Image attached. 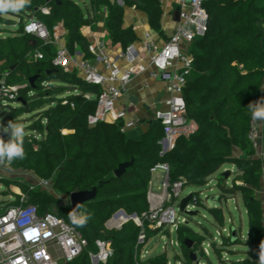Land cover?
<instances>
[{"label":"trees","instance_id":"16d2710c","mask_svg":"<svg viewBox=\"0 0 264 264\" xmlns=\"http://www.w3.org/2000/svg\"><path fill=\"white\" fill-rule=\"evenodd\" d=\"M83 0H31L19 13L9 12L0 16V78L19 86L18 100L0 106V124L9 121L22 123L29 114L32 122L27 129L38 136L26 134L25 158L15 160L10 166L33 172L48 181L54 190L50 193L42 187L30 188V184L16 178H2L0 183L19 187L28 193L29 200L40 206L41 212L53 211L79 231L88 240L86 249L77 258L62 264H92L89 252L98 250L95 240L110 239L112 253L106 262L98 264H168L166 251L152 255L144 262L138 253L142 227L133 220L119 229H109L106 222L119 209L127 214L140 216L148 211L147 193L152 179V168L166 162L170 179H185V186H208L216 173L220 193L217 200L239 195L248 217V234L243 241L241 228L232 237L222 235L223 240H211L210 245L221 263L258 264L259 245L264 241L263 207L256 195L264 175L263 160L256 155V148L248 138L251 113L250 103L256 102L264 81V0H208L204 7L208 13V30L203 37L188 45L192 57V70L184 87L186 117L195 120L197 129L189 136H179L173 149L163 152L160 140L164 136L163 124L153 118L138 139L126 136L123 120L108 119L91 124L88 117L95 113L101 85L87 83L77 71H66L52 63L55 47L44 43L23 31L26 17L36 16L52 30L58 22L66 29V44L74 52L75 43L87 44L81 27L96 19L103 7L106 9L105 27L111 40L126 50L136 39L132 26H123L124 5L143 10L148 24L162 33L161 0H90L91 11ZM50 7L49 14L39 8ZM17 16L19 19L11 16ZM18 23V27H12ZM39 50L42 59L30 58ZM36 76L34 86L29 79ZM17 101V103H16ZM264 122V121H263ZM264 134V130H263ZM5 141L10 133L0 130ZM9 137V138H8ZM133 160L121 176L114 170L121 162ZM225 164H233L239 171L231 182L224 171ZM99 185L94 198L81 203L80 213L90 214L84 226H78L69 217L74 209L62 205L59 195L89 189ZM197 191L191 194L197 195ZM15 196L17 194L13 193ZM18 200H6L0 212ZM215 223L225 227L221 207H208ZM236 227V226H235ZM203 233L196 231L189 222H181L177 228L178 241L184 262L191 264V251H200L206 236L211 232L202 226ZM147 239L156 231L144 224ZM185 240L192 241L188 248ZM245 244L250 249L242 260L223 258L226 253L238 254L234 244ZM198 255V254H197ZM208 264H213L204 255Z\"/></svg>","mask_w":264,"mask_h":264},{"label":"built area","instance_id":"2783aa9c","mask_svg":"<svg viewBox=\"0 0 264 264\" xmlns=\"http://www.w3.org/2000/svg\"><path fill=\"white\" fill-rule=\"evenodd\" d=\"M206 1L208 0H192L187 3L185 0H177L179 20L169 38L160 44L153 34L146 32L140 49L145 54L147 62H135L126 68H122L108 54L103 39H96L86 45L87 51L94 56L97 64L87 57L71 52L68 46L61 42V38L66 34L62 22H58L50 30L36 16H30L24 19L23 31L44 43L56 45L52 58L55 67L66 71H77L87 83L102 86V90L97 96L95 113L88 117L91 124L108 119L112 122L124 120V130L135 126L137 121L127 120L126 112L118 110L116 104L131 79L146 71L147 66L151 65L153 69L150 71V77L158 78L161 74L168 80L166 108H159L154 112V118L163 124L164 136L160 140V144L165 152L174 148L179 136H189L197 129L196 121L188 120L186 117V101L183 92L192 70V57L188 51H185V48L196 38L203 37L208 30V13L204 7ZM39 10L43 14L50 13V7L47 5L41 6ZM30 25L35 26L29 30ZM132 51H134L132 46H129L124 55L129 58ZM29 56L34 59L44 57L39 50L31 52ZM18 96L19 86L8 84L4 77L0 78V106L18 100ZM262 98H264V81L257 101ZM263 129L264 122L253 120L251 117L248 138L256 149L260 147L264 138ZM0 168H11V166L5 163L0 165ZM157 170H162L164 175L159 192L148 190V211L140 216L131 217L128 214L129 217H127L120 214L119 209L106 222L109 229H119L129 220H133L142 227L137 242L143 244L140 253H138L141 262L152 256L147 244L157 235L154 234L147 239L144 230L145 223L149 229L157 232L165 227H173L177 230L180 222H187L185 217L180 219L176 208L178 206V210H180L181 200L178 201V199L185 187V179L179 178L172 181L170 168L166 162L158 163L152 168V172ZM27 182L31 189L49 186L48 181L44 179ZM15 189H17V196L14 200H18V202L0 212V264H62L73 261L82 254L88 245V240L79 231L53 211L41 212L38 204L30 202L28 193L23 192L19 187ZM190 195L191 199L185 207L187 214L193 211L198 202H202L198 195L193 196L191 193ZM208 198L209 196H206L205 201ZM231 198L234 200V197ZM34 231H38L39 235H36ZM222 231L227 232V236H230L231 231L227 230V227H223ZM220 234L218 232V235ZM214 238L216 240V236ZM95 244L98 250L89 252L92 264L106 262L113 250L111 240L98 238L95 240ZM169 244L179 245V241L170 239ZM167 246L168 243L162 245V252L166 250ZM203 249L208 255V249L206 247ZM198 263L204 264L200 262L199 258ZM168 264H171L170 261ZM177 264L186 263L182 261Z\"/></svg>","mask_w":264,"mask_h":264},{"label":"crops","instance_id":"0c3cea01","mask_svg":"<svg viewBox=\"0 0 264 264\" xmlns=\"http://www.w3.org/2000/svg\"><path fill=\"white\" fill-rule=\"evenodd\" d=\"M81 3L86 9L88 8L86 12L91 11L90 0H83ZM161 3L163 9L161 17V25L163 29L162 33L156 32L149 26L148 15L145 11L137 8L135 5L126 6L124 5V3L120 4L124 5L123 26H132L136 33V39L132 43V45H130L132 46V49L134 51H132V54L129 58L124 55L126 54V50L123 49L122 45L120 43L113 42L108 34V31L105 27L107 15L105 8L102 7L98 12L96 19L92 20L88 24L83 25L80 31L87 44L94 42V40L96 39H103L106 43L108 54L112 57V59L116 60L122 68H126L135 62L141 61L143 63H146L147 61L145 58V54L142 53L140 49L144 34L146 32L153 34L157 42L163 44L174 31L176 23L179 20V16L176 15V12L179 11L177 0H161ZM61 42L63 44H66V34L61 38ZM86 45L80 46L79 44L75 43L73 53H77L79 55L87 57L94 64H97L94 56L87 51ZM185 51H188L187 45ZM98 66L101 67L100 64H98ZM152 69L153 67L151 65H148L146 71L135 75L123 89V92L116 104V108L118 110H124L126 112L127 120L133 119L137 121V124L135 126L125 129L126 136L129 138L138 139L141 133H143L148 128L150 121L154 118V112L159 108H166V99L168 98V80L162 77L161 74L158 78L150 77V71ZM256 155L263 160L264 165V138L261 141L260 147L256 149ZM223 170H229L231 175H233V178L239 174L238 169L233 164L225 166ZM157 171L152 172V179L149 188L154 192H159V186L161 183L160 179L162 180L163 177H161V174H158L159 185L157 184L156 190H153V176L154 173H157ZM160 171L164 173L162 170ZM256 195L260 198L262 203L264 221V179L261 183L260 189L257 190ZM66 197L69 198L68 195H66ZM238 197L240 196L237 195L234 197V199L237 200ZM229 199L233 200V198L231 197H229ZM249 249L250 248L248 247V250ZM238 254L239 255L236 260H242L247 256L246 253H244V255H241L240 253ZM226 259H228V257H226Z\"/></svg>","mask_w":264,"mask_h":264},{"label":"rangeland","instance_id":"374dc122","mask_svg":"<svg viewBox=\"0 0 264 264\" xmlns=\"http://www.w3.org/2000/svg\"><path fill=\"white\" fill-rule=\"evenodd\" d=\"M11 17L16 18L17 20L19 19L15 15ZM18 25L19 24L16 23V25L13 26L12 28L16 29ZM54 47H56V45H54ZM1 114L2 113L0 110V115ZM24 117L27 118V121L22 122V124L25 127V133L38 136L37 132L27 129L28 124L32 122L30 115L26 114L24 115ZM228 165L229 164H225V166H228ZM225 166H222L218 172H223L224 171L223 168ZM27 171L28 170L24 171V169L13 168V167L0 168V180L5 177L21 179L26 182L35 181V180L40 179V177L35 175L33 172L31 171L27 172ZM158 174H161V177L164 175V173H162L160 170H158L157 173H154L153 185H152L153 190H156L157 184L159 185L158 183L159 175ZM216 175L217 173L213 176L208 186H204V187H197V186H192V185L185 186L180 194L178 201L182 200V198L189 195L192 191H197L198 192L197 195L202 199L203 204H205L208 207L216 206V207H221L223 209L224 216H225V227H227V230H229L232 225H235L236 228L238 229L241 228V232L243 234V241H244L248 234L247 233L248 217H247V213H246V210H245V207L243 205L241 198L238 197L237 200L223 198L222 200H215L214 202L210 201L211 196H216L220 193V189L217 185V180L215 177ZM232 179H233V175L230 176L229 182H231ZM15 188H17V186H14V185L8 186L4 182L0 183V205L2 204V202L6 200L15 199L16 196L13 194L14 192L17 193V189ZM43 188L47 189L48 192L54 193L56 195V193L50 186H46ZM206 196H209L207 201H205ZM58 197L62 205L70 204V199L66 197V194L59 195ZM176 208H177V215L180 217V219L185 217L186 220L191 225V227H193L196 231L203 233L202 226H206L211 232V236L209 235L206 236L205 241L202 243L200 247L201 250L198 251L197 253L198 258L200 259V262L204 264H208V260L204 256L206 253L203 249V247H206L209 251V254L208 255L206 254V255L209 257V259L212 261L213 264H225V263H221L218 260L213 249L211 248L210 242L211 240H215L214 238L215 236H216L215 241H217L218 243L221 242L223 240L222 235L224 236L227 235V232L222 231V227L219 224L215 223L208 209L202 205L201 206L197 205L193 209L197 211L195 214H187L185 212L178 210V206H176ZM229 219H231V221H229ZM217 231L220 232L222 235L221 234L218 235ZM155 234L157 235H155L147 244V247L151 250L152 255L162 252L163 251L162 245H164V243H168V246L166 247L165 251L168 254V260L170 261V263L177 264L178 262H182L184 260V255H183V251H182L180 244L173 245V246L169 244L170 239L178 240V233L175 228L165 227V228H162L161 230H158ZM231 248L234 250H239L241 255H244V251L248 250V247L242 243L234 244L232 245ZM238 255L239 254L226 253L223 258L228 257V260H233V259H236ZM191 264H195V263L191 262ZM228 264H230V262H228Z\"/></svg>","mask_w":264,"mask_h":264},{"label":"clouds","instance_id":"9594fccd","mask_svg":"<svg viewBox=\"0 0 264 264\" xmlns=\"http://www.w3.org/2000/svg\"><path fill=\"white\" fill-rule=\"evenodd\" d=\"M31 0H0V16L6 15L9 12L19 13L26 6L30 5ZM35 25H30L29 30ZM248 109L251 113L253 120L264 121V98L256 102L250 103ZM0 130L4 133H10V139L5 141L0 136V165L7 163L11 165L17 159L25 158L24 150V138L25 127L22 123H15L9 121L7 126L0 124ZM70 219L78 226H84L90 219V214L80 213L77 216L75 210L69 213ZM36 235H39L38 231H34ZM258 264H264V241H261L259 245Z\"/></svg>","mask_w":264,"mask_h":264},{"label":"water","instance_id":"95a60500","mask_svg":"<svg viewBox=\"0 0 264 264\" xmlns=\"http://www.w3.org/2000/svg\"><path fill=\"white\" fill-rule=\"evenodd\" d=\"M47 2L50 1V0H46ZM133 2L137 3L138 0H132ZM187 3H190L192 0H185ZM117 2L119 4H123V0H117ZM176 15L179 16V11L176 12ZM86 45V44H85ZM36 79V76H32L30 79H29V82L31 84V86H34V81ZM132 100V98H131ZM133 163V160H130V161H125V162H121L118 167L114 170V174L116 176H121L125 171L126 169L132 165ZM229 170L227 171H224L226 177L229 176ZM98 187L99 185H94L93 187L89 188V189H85V190H81V191H76V192H72L70 195H69V198H70V204L72 206V208L74 210H78V207L81 203L85 202V201H88L89 199L91 198H94L95 195H96V192L98 190ZM191 199V195H187L186 197L182 198L181 202H180V205H179V208L182 212H185V207L186 205L188 204V202L190 201ZM215 200H217V196H211L210 197V201L214 202ZM211 202V203H212ZM197 211L193 210L191 211L189 214H195ZM119 213L120 214H123L127 217H129V215L123 210V209H120L119 210ZM136 214H131V217H135ZM237 235V230H236V227L235 226H232V237H235ZM184 244L188 247V248H191L192 247V241L191 240H185L184 241ZM190 258H191V262H194L195 264H199L198 263V255L191 251L190 253Z\"/></svg>","mask_w":264,"mask_h":264},{"label":"snow or ice","instance_id":"6c2138e0","mask_svg":"<svg viewBox=\"0 0 264 264\" xmlns=\"http://www.w3.org/2000/svg\"><path fill=\"white\" fill-rule=\"evenodd\" d=\"M26 235H27V233H26Z\"/></svg>","mask_w":264,"mask_h":264}]
</instances>
